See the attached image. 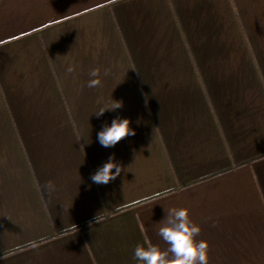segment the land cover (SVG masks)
<instances>
[{
  "label": "crops",
  "instance_id": "crops-1",
  "mask_svg": "<svg viewBox=\"0 0 264 264\" xmlns=\"http://www.w3.org/2000/svg\"><path fill=\"white\" fill-rule=\"evenodd\" d=\"M0 264H264V0H0Z\"/></svg>",
  "mask_w": 264,
  "mask_h": 264
}]
</instances>
